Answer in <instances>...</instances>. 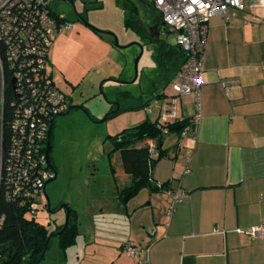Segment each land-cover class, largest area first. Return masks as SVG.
Here are the masks:
<instances>
[{"label":"crops","instance_id":"crops-1","mask_svg":"<svg viewBox=\"0 0 264 264\" xmlns=\"http://www.w3.org/2000/svg\"><path fill=\"white\" fill-rule=\"evenodd\" d=\"M262 16L245 9L227 20H209L200 119L185 136L166 134L174 137L165 145L163 136L165 157L150 172L152 184L167 189L142 188L127 197L122 191L131 179L125 174L120 184L114 181L108 204L89 210L81 223L76 215L84 251L102 248L101 264H264V235H250L264 223V26L257 19ZM177 58L168 87L182 64L183 56ZM165 98L155 93V102ZM194 104L193 96L185 97L177 116L191 121ZM157 156L158 150L152 159ZM178 192L183 196L174 202ZM128 245L135 255L126 254Z\"/></svg>","mask_w":264,"mask_h":264},{"label":"rangeland","instance_id":"rangeland-1","mask_svg":"<svg viewBox=\"0 0 264 264\" xmlns=\"http://www.w3.org/2000/svg\"><path fill=\"white\" fill-rule=\"evenodd\" d=\"M69 3L83 14L88 26L78 21ZM45 4L62 15L73 31L57 34L48 51L46 71L55 87L68 96L69 106L75 107L54 121L50 158L56 178L45 190L50 211L40 209L34 216L51 234L65 223L66 213L58 207L65 205L79 215L81 223L89 210L94 213L98 204H108L114 181L118 185L125 177L109 135L162 114L160 109L171 94L168 79L181 59L161 67L159 45L148 31L156 13L133 0H45ZM160 41L170 46L173 34ZM158 91L167 98L155 102ZM116 109L121 111L105 118ZM170 137L174 135L164 136V145ZM152 142L143 140L129 148H146ZM88 224L84 221V228ZM82 235L79 232L74 244L65 249H60L57 236L52 237L40 264H101L102 248L89 246L84 251Z\"/></svg>","mask_w":264,"mask_h":264},{"label":"built area","instance_id":"built-area-1","mask_svg":"<svg viewBox=\"0 0 264 264\" xmlns=\"http://www.w3.org/2000/svg\"><path fill=\"white\" fill-rule=\"evenodd\" d=\"M158 15L159 36L173 34V45L183 55L182 64L170 82L171 94L162 106L158 126L181 123L179 103L187 97L195 100V114L189 123L200 119V89L202 65L206 47L208 22L214 17L225 20L245 9L260 11L257 18L264 26V0H148ZM63 20V21H62ZM62 15H56L45 0H0V107L6 77H9L14 101L10 124L9 148L0 149V189L8 202L17 203L32 216L46 209L44 190L53 177L48 167L45 147L48 130L59 115L68 112V96L59 91L47 74L48 51L61 31H71ZM264 69V68H263ZM189 130L186 126L181 137ZM162 135L167 134L161 129ZM151 157L155 146L148 147ZM183 192L174 196L180 200ZM252 237L264 235V223L250 229ZM133 256L136 249L126 247Z\"/></svg>","mask_w":264,"mask_h":264},{"label":"trees","instance_id":"trees-1","mask_svg":"<svg viewBox=\"0 0 264 264\" xmlns=\"http://www.w3.org/2000/svg\"><path fill=\"white\" fill-rule=\"evenodd\" d=\"M64 21L66 20L64 19ZM157 43L159 45V60L162 62L161 67L166 64V61L183 56L178 48L168 47L161 41ZM2 99V108L0 107V149L5 155L9 148L10 124L13 114L11 103L15 99L9 77L5 79ZM120 111V109L111 111L106 118H110ZM186 126L193 127L194 125L185 119L181 123L159 127L157 121L146 120L138 126L109 137L114 150L119 152L124 174L131 179L129 185L123 189L122 194L130 197L142 188L153 191L167 189V184H152L150 178L154 162L165 157V152L160 148L164 136L161 129H166L167 134L176 132L180 138L181 131ZM176 128L180 129L175 131ZM120 136H125V139L119 140ZM148 139L155 141V148L158 150L156 159H152L147 147L129 148L132 143ZM49 142L51 149V135ZM67 209L68 224L65 228L62 226L57 229V232H61L57 236L60 249L72 246L77 237L76 216L69 208ZM48 235V232L35 222L34 216L29 215L17 203L6 201L3 191L0 189V264H40L50 244V241L46 244Z\"/></svg>","mask_w":264,"mask_h":264},{"label":"water","instance_id":"water-1","mask_svg":"<svg viewBox=\"0 0 264 264\" xmlns=\"http://www.w3.org/2000/svg\"><path fill=\"white\" fill-rule=\"evenodd\" d=\"M69 4L71 5L72 11H73L74 15L77 17L78 21H80V22H82V24L88 26V25L85 23L84 18L81 17L79 14L76 13L75 8L73 7L72 3H69ZM150 30H154V31H155L156 42H160L159 27H158V23H156V19L153 21V23H152V25L150 26V28H149L148 31H150ZM113 46H115V47L117 46L116 42L114 43ZM179 51H180V50H179ZM138 59H139V58H137V60H138ZM137 60H136V62H137ZM73 108H75V107H70L69 110H68V112H66V113H64V114H61V115H59V116L67 115V114L70 112V110L73 109ZM76 108H78V107H76ZM79 109H82V108H79ZM105 118H106V117H105ZM52 127H53V126H51V127L49 128V130H48V141H47V143H46V147H45V154H46L47 165H48V167L53 171L54 177H53L50 181H48V182L46 183V185L49 184V183H51L52 181H54L55 178H56L55 170L53 169V167H52V165H51V162H50V158H49V151H50L49 137H50L51 132H52ZM179 129H180V128H176L175 131H178ZM124 139H125V136H120V137H119V140H124ZM45 189H46V187H45ZM44 197H45V202H46V210H47V211H50V199H49V197L46 195L45 190H44ZM58 209H59V210L64 209V211H65V213H66V215H65V223H64V225H63V227L65 228V227L67 226V224H68V209H67V207H66L65 205L60 206ZM60 233H61V232L58 231V232H55V233H51V234H49L48 237H47V239H46V244H48V242L51 240L52 237L58 236Z\"/></svg>","mask_w":264,"mask_h":264},{"label":"flooded vegetation","instance_id":"flooded-vegetation-1","mask_svg":"<svg viewBox=\"0 0 264 264\" xmlns=\"http://www.w3.org/2000/svg\"><path fill=\"white\" fill-rule=\"evenodd\" d=\"M134 1V3H136L135 2V0H133ZM137 5V4H136ZM136 5H135V7H136ZM140 5H141V7H142V5H143V7H144V9H148V10H152V8L150 7V5L147 3V2H143V4H141L140 3ZM81 17H83V14H81L80 15ZM156 16V23H158V27L160 28V26H161V21H160V19H159V17H158V15L156 14L155 15ZM149 37L151 38V40H152V42H156V37H155V31L154 30H150L149 31ZM51 150V149H50ZM49 158H50V151H49ZM50 162H51V165H52V167L54 168V166H53V164H52V161H51V158H50ZM55 170V169H54ZM46 190V189H45ZM51 205V204H50ZM59 208V207H58Z\"/></svg>","mask_w":264,"mask_h":264}]
</instances>
